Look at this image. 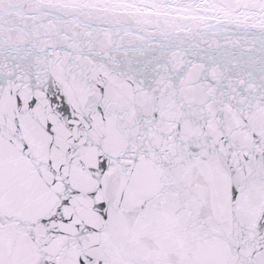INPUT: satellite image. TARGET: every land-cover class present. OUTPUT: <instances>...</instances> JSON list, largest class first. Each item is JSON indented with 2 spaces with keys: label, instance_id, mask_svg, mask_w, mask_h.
I'll use <instances>...</instances> for the list:
<instances>
[{
  "label": "snow or ice",
  "instance_id": "6c2138e0",
  "mask_svg": "<svg viewBox=\"0 0 264 264\" xmlns=\"http://www.w3.org/2000/svg\"><path fill=\"white\" fill-rule=\"evenodd\" d=\"M0 264H264V0H0Z\"/></svg>",
  "mask_w": 264,
  "mask_h": 264
}]
</instances>
